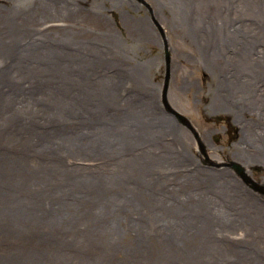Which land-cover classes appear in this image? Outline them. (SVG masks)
Instances as JSON below:
<instances>
[{
    "label": "rangeland",
    "instance_id": "obj_1",
    "mask_svg": "<svg viewBox=\"0 0 264 264\" xmlns=\"http://www.w3.org/2000/svg\"><path fill=\"white\" fill-rule=\"evenodd\" d=\"M60 1L68 10L46 13V34L36 33L46 46L62 39L64 57L48 59L57 75L38 72L27 85L20 63L0 71V264H264V200L207 164L232 157L228 145L264 174V20L191 35L171 0ZM15 6L26 0H0V14ZM129 103L149 109L161 136L149 144L168 159L155 180L129 163L143 152ZM158 205L165 220L146 213ZM176 206L215 218L212 257H202V235L159 237Z\"/></svg>",
    "mask_w": 264,
    "mask_h": 264
},
{
    "label": "bare ground",
    "instance_id": "obj_2",
    "mask_svg": "<svg viewBox=\"0 0 264 264\" xmlns=\"http://www.w3.org/2000/svg\"><path fill=\"white\" fill-rule=\"evenodd\" d=\"M22 1V0H18ZM180 12L177 17V21L183 26H186L191 35H198L200 31L208 32V29L214 25L220 23L226 29V25L232 24L233 27L236 23L242 21V17L245 20L254 17L255 19L264 20V0H171ZM16 2V1H15ZM27 8L21 11L17 6L11 8L9 12L0 14V62H4V66L0 67L1 73H5L7 68H12V63H20L21 69H23V75H21V81L27 83V85H34L38 83L36 80H32L33 74L47 73L52 77L57 75L55 66L52 60H59L63 56V52L59 49L58 42L60 38L57 35H53L50 45L46 46L45 41L37 38V34L41 36L46 34L44 30L43 19L46 13L58 17L60 13H64L68 10V4L61 2L60 0H54V2H46L45 0H26ZM15 5V4H14ZM72 8V7H69ZM73 10V9H71ZM70 11V10H69ZM57 27L51 26V30H56ZM48 30V29H47ZM239 29H235L233 33ZM50 30H48L49 32ZM34 33L35 37L32 36ZM37 33V34H36ZM231 33V31H229ZM192 37V36H191ZM198 37V36H197ZM203 38V37H202ZM208 38V37H207ZM206 40V38H204ZM64 57V56H63ZM7 60H10L6 65ZM46 60V62H45ZM46 63V71L43 70L44 64ZM3 65V63H2ZM39 72V73H38ZM3 75V74H2ZM49 81V80H48ZM47 81V82H48ZM15 85V83L5 80V84ZM130 111L136 110L137 115L127 118V125L130 128V132L134 131L133 137L140 140L143 146V152L135 156V154L129 158V163L141 162L140 171L141 175L144 173L155 180L162 174V170H156V167L167 162V156L163 153L162 149L157 147L151 148L149 144L156 142V138H161L160 134H156L151 130L149 115H146L145 110L143 113L139 110V104L133 107V104L129 103ZM133 107V108H132ZM132 108V109H131ZM133 112V111H132ZM153 116V112L150 113ZM136 115V116H135ZM159 119L158 117H155ZM163 136V134H162ZM136 142V141H135ZM158 205L156 209H149L146 213L154 215L158 220H165V213L159 210ZM129 210H133L129 208ZM137 213L142 214L141 208H135ZM177 214L174 225L163 226L160 228V238L179 239L184 240L185 237H191L195 239L197 234L202 235V241L205 245V254H202L203 258L212 257L209 252V246L215 249L210 241L211 237H215L216 230L213 228L214 219L207 220V216L203 219L196 218L182 207L175 208ZM180 211V212H179ZM152 212H156L155 214ZM186 220V221H181ZM178 221V222H177ZM187 224V225H182ZM170 240V241H174ZM235 256V255H234ZM231 263L236 264V259ZM206 264H213L211 261L206 259ZM218 263V261H217Z\"/></svg>",
    "mask_w": 264,
    "mask_h": 264
},
{
    "label": "flooded vegetation",
    "instance_id": "obj_3",
    "mask_svg": "<svg viewBox=\"0 0 264 264\" xmlns=\"http://www.w3.org/2000/svg\"><path fill=\"white\" fill-rule=\"evenodd\" d=\"M234 137H236V136H234ZM231 144H233V142H231ZM226 147H229V152L228 153H230L231 155H232V157L234 156H239V153L238 152H233L232 151V147L231 146H226ZM230 157L231 156H227V157H225V159H227V160H229L230 159ZM260 163L261 164H259V166H262V167H260V169L262 170V169H264V161H260ZM257 169H259V167H255V166H251V172L253 173V175L254 176H252L253 177V179L256 181V182H258V183H260V184H262V185H257V189L256 190H253L254 192H255V196L256 197H258V198H260V199H262V200H264V174L262 175V174H260V175H256V170ZM235 178H236V180L237 181H240L239 179V177L236 175L235 176ZM246 187H248V186H246Z\"/></svg>",
    "mask_w": 264,
    "mask_h": 264
},
{
    "label": "water",
    "instance_id": "obj_4",
    "mask_svg": "<svg viewBox=\"0 0 264 264\" xmlns=\"http://www.w3.org/2000/svg\"><path fill=\"white\" fill-rule=\"evenodd\" d=\"M177 115H178L179 119H182V121H185V120H186V119L183 118L180 114H177Z\"/></svg>",
    "mask_w": 264,
    "mask_h": 264
}]
</instances>
